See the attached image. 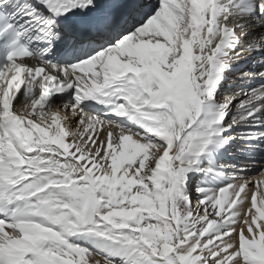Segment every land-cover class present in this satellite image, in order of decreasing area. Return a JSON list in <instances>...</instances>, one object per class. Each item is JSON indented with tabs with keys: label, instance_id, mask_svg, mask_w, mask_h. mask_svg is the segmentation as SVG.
Segmentation results:
<instances>
[{
	"label": "snow or ice",
	"instance_id": "obj_1",
	"mask_svg": "<svg viewBox=\"0 0 264 264\" xmlns=\"http://www.w3.org/2000/svg\"><path fill=\"white\" fill-rule=\"evenodd\" d=\"M0 264H264V0H0Z\"/></svg>",
	"mask_w": 264,
	"mask_h": 264
},
{
	"label": "bare ground",
	"instance_id": "obj_2",
	"mask_svg": "<svg viewBox=\"0 0 264 264\" xmlns=\"http://www.w3.org/2000/svg\"><path fill=\"white\" fill-rule=\"evenodd\" d=\"M240 64L245 71L258 70V66H254L251 62L245 64L244 61L242 60ZM230 83H231V87H229L228 85H225L224 87L225 94H230L234 89L241 86V80L238 78V76H235V75L231 77ZM256 85H258V83L254 84L253 86H256Z\"/></svg>",
	"mask_w": 264,
	"mask_h": 264
},
{
	"label": "rangeland",
	"instance_id": "obj_3",
	"mask_svg": "<svg viewBox=\"0 0 264 264\" xmlns=\"http://www.w3.org/2000/svg\"><path fill=\"white\" fill-rule=\"evenodd\" d=\"M258 86V85H256ZM250 175L255 179H260L259 174L256 172V170H253L252 173H250Z\"/></svg>",
	"mask_w": 264,
	"mask_h": 264
}]
</instances>
